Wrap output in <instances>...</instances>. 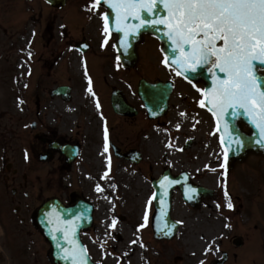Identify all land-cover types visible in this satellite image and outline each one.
I'll return each mask as SVG.
<instances>
[{"label": "rangeland", "instance_id": "1", "mask_svg": "<svg viewBox=\"0 0 264 264\" xmlns=\"http://www.w3.org/2000/svg\"><path fill=\"white\" fill-rule=\"evenodd\" d=\"M22 2L23 6L22 3L18 5V11L12 14L13 20L9 16L6 17L8 20H0V161L4 156L15 162V166L21 165L25 171L28 141L35 145H31L30 153H27V158L33 161L32 154L37 152L35 135L39 132H54L58 136L80 142L82 150L72 168L62 167L59 160L49 164L38 162L32 168L39 175L40 189L43 190L40 191V197L53 194L65 197L72 189L80 190L74 187L79 186L80 193L93 201L98 229L93 228L89 232L91 237L94 236L93 240L87 238L90 250L100 264H137L134 257L130 256L129 259L125 256L123 249L136 256L141 243H144L146 253L139 264H188L190 257H200L194 264H200L202 260L204 264H213L214 258H220L221 252L229 248L230 241L238 235L248 243L243 249L240 248L243 252L235 263L264 264V158L253 155L247 160L253 164L245 165L246 169L236 168L233 174L227 176L225 186L228 187V193L234 196L231 197L234 208L229 209L228 198L220 194L224 171L221 167L223 152L218 136L212 129L211 120L203 119L206 116L201 111L198 113L195 109L198 115L191 113L185 116L188 124L184 125L181 121L183 116L179 114V105L181 106V97L186 95L183 84H177L172 110L163 122H149L147 125V117L143 111L132 122L126 118L119 119L111 104V85L124 90L128 99L140 106L137 92L130 85V72L122 67L113 68V61L107 50L102 56H83L84 77L77 75L73 66L74 57L80 59L81 55L77 53L74 43H70L64 36L63 24L59 20H67L70 8L80 9L77 7L78 1L72 0L69 7L61 14H55L54 18L47 16L50 14L49 8L39 0ZM41 8L43 17L30 20L29 14L31 16L34 11H41ZM70 11V20H95L91 13L80 15L76 9ZM102 14L96 12V17L102 18ZM47 17L50 20H46ZM70 20L67 21L71 27L70 37L75 38ZM92 24L83 34L76 32L77 38L89 36ZM29 52L32 53L31 56L28 55ZM139 52L141 61L132 82L136 88L141 75L154 82L162 71H166L161 44L157 39L145 36ZM89 77L92 92L100 102V106H97L99 116L103 113L107 117L103 118V123L100 122L103 121L102 118L97 119L91 111L92 94L85 91L86 86L89 88ZM85 79L88 84L82 82ZM58 85L71 86V100L50 98L48 91ZM193 97L199 98L196 95ZM34 121H37L36 126L32 125ZM135 126L143 130L135 132ZM105 127L114 143L117 140L125 147L134 143L144 156L143 164L132 166L130 162L117 160L115 157L112 159L113 152L108 142V150L105 151ZM180 128L183 130L177 131ZM185 139L192 140L189 149L183 146ZM154 140L155 143L152 142ZM152 145L157 150H152ZM97 148L102 149L107 157V169L96 160ZM204 163H212L215 171L204 170ZM166 166L174 172L183 168H197L199 173L195 181L217 191L214 196L203 199L198 208L188 206L177 191L173 216L181 222V227L172 241L159 242L149 227L150 217L154 212L153 204H148L151 187L146 192L144 188L149 184L146 168L152 167L151 173L156 174L155 171H162ZM104 179L108 180L107 184ZM138 181L144 185L143 189L138 187ZM98 184L101 191H97ZM234 198L241 202H238V208ZM0 206L3 207L0 224L4 225L0 227V261L1 264H17L14 243L18 241L21 244L24 239L30 238L12 220L13 211L4 199L0 198ZM118 212L123 215L120 216ZM145 212L148 213V223L140 228L144 223ZM113 219L117 221L115 229L109 227ZM129 231H133L135 243L130 242ZM29 236L37 241L29 254L31 259L36 248L39 264H44L47 245L42 235L32 231ZM191 236L206 242L202 252L194 250L188 243ZM210 245L211 250L206 252Z\"/></svg>", "mask_w": 264, "mask_h": 264}, {"label": "snow or ice", "instance_id": "2", "mask_svg": "<svg viewBox=\"0 0 264 264\" xmlns=\"http://www.w3.org/2000/svg\"><path fill=\"white\" fill-rule=\"evenodd\" d=\"M115 11L117 31H123L127 37L131 32L141 28H153L158 25L165 26L166 35L171 41L175 65L178 75L196 72L201 66H207L211 73L212 86L199 91L203 99L199 101L202 107L217 118V132L221 135L220 142L227 145L223 151L224 163L221 165L227 175L229 149L233 143L234 130L230 129L225 117L231 112L235 116L243 112L249 117L251 123L259 129V138L255 143L264 146V0H106ZM101 3L94 0L92 8ZM158 5H162L166 14L157 16ZM91 10V9H90ZM151 14L152 18L145 19L144 14ZM138 20L133 25L129 19ZM104 32L109 31V13L103 14ZM35 35V32H33ZM107 43V41H105ZM32 55L31 52L28 53ZM166 65H170L169 58L165 56ZM27 87V85H25ZM89 92H92L91 78L89 77ZM95 95L94 92H92ZM23 103V101H21ZM97 106L99 104L97 103ZM183 115V113H182ZM223 119V125L220 121ZM179 127V125H177ZM108 130L105 127V151L108 150ZM237 145L244 141L236 139ZM27 159V153L25 154ZM215 171V169H212ZM164 180H168L164 177ZM175 183V181H169ZM162 182V187H163ZM97 185V191H101ZM196 192L195 188L190 189ZM227 207L234 208L227 190L225 189ZM155 198V194L153 195ZM191 198V197H189ZM151 199L148 204L151 205ZM220 205L218 204L217 207ZM75 221L66 222L69 227L64 229L63 239H68V232L73 235ZM143 228L148 223V213L144 214ZM116 219H113L110 228L115 229ZM230 226V225H226ZM53 239L59 241L53 230ZM135 243V241H133ZM70 247H63L59 242L60 251L57 256L70 264H88L86 246L79 244L75 239L69 241ZM211 250V245L205 251ZM204 264V261H200Z\"/></svg>", "mask_w": 264, "mask_h": 264}, {"label": "water", "instance_id": "3", "mask_svg": "<svg viewBox=\"0 0 264 264\" xmlns=\"http://www.w3.org/2000/svg\"><path fill=\"white\" fill-rule=\"evenodd\" d=\"M49 1L54 4L55 3L58 4L62 0H49ZM101 3L104 4L108 9L107 13H109V24L112 30L116 31L120 35L119 40L117 42V49L121 60L126 66L134 65L137 58L136 46L137 43L140 41L142 35L144 33H151L161 40V42L163 43V49L166 52L167 57L169 58L170 65L177 68L174 62L171 41L168 39L166 35L165 26L158 25L155 29L141 28L136 32H131L127 37H125L123 31H117L115 11L110 7V4L107 3L106 0H101ZM165 14H166V10L163 8V6L158 5V10L156 11V15L162 16ZM144 18L150 19L152 18V16L149 13H145ZM128 23L135 25L139 23V21L130 18ZM177 70L182 71V69H178V68ZM186 75L188 76V79H192V80L203 79L206 82L207 88H210L212 86L211 73L208 72L207 66L198 67L195 73L189 71L188 73H186ZM169 87L170 85H162L159 83L149 84L144 81L141 82L140 90L142 93V97L146 102V105L148 106L149 112L151 113L152 116L160 115L162 112H164L169 95ZM66 90L68 89L66 88ZM66 92L67 91L63 89H59L58 91V93H62L64 95L66 94ZM114 103H115V108L118 110V112L127 113V114L130 113V106L126 104V101L123 98H121L119 94L115 95ZM225 119L228 120L230 129L234 130L233 143L231 145V148L229 149V154L231 153L230 165H232L233 161H236L238 159H244V157L249 151L262 152L264 154V146L256 144L254 140V138H259V129H257L251 123L249 117L244 115L243 112L237 113L235 116L231 115L230 112L225 117ZM240 122H244L251 127V132L249 134H246L242 131L240 127ZM220 124L221 126L223 125V119H221ZM222 134L224 133H221V135ZM224 135L226 136V134ZM236 139H240L244 141L243 145H237L235 143ZM225 147H227V145H225ZM76 151H77L76 149L73 150L72 152L68 151L67 153L68 159L73 158V156H75L77 153ZM168 182L167 180L163 181V185L165 188L168 187ZM180 186L182 187L185 199L194 206L198 204L197 201L199 199V196L208 193V191L203 187H193L187 183H184V181L180 184ZM165 188L162 190V194L163 196H166L165 197L166 199L164 200L163 198L158 197L156 201L159 214L155 219V232L158 238H171L175 235L178 229V224L174 223L170 217L171 206H170V199L168 193L169 190L166 193ZM191 188H195L196 192L194 193L191 192L190 191ZM161 208H164L163 212ZM84 213H87V211L82 206L65 210L64 207H62L61 203L57 201H53V203L48 202L40 210V218H43L41 224L48 234L51 233L52 228L55 229L56 227L58 228L59 231L64 232V229L66 227H69V225H67L66 222L75 221V218L79 216L80 217L79 221H76V223L71 227L74 228L86 227L88 225V222L84 221V219L86 218V215ZM160 213L162 214L160 215ZM50 223L52 225V228L50 226ZM71 232H72L71 230H69L68 232V237L70 238H72ZM60 234L61 233L56 232L57 237H59ZM63 236L60 238V241H67L63 239ZM55 242L57 243V240H55ZM67 246L70 247V245H66L65 247ZM58 251H60L59 248ZM57 260L60 261L61 264H70V262H65L59 257ZM88 264H91L89 259H88Z\"/></svg>", "mask_w": 264, "mask_h": 264}, {"label": "bare ground", "instance_id": "4", "mask_svg": "<svg viewBox=\"0 0 264 264\" xmlns=\"http://www.w3.org/2000/svg\"><path fill=\"white\" fill-rule=\"evenodd\" d=\"M73 66L75 68V70L79 73V74H82V64L80 63V61L75 58L74 59V62H73ZM91 104L93 105L91 111L93 114H96V106H95V102L94 100H91ZM96 118L98 119V117L96 116ZM151 149L152 150H157V147L155 148L154 145L151 146ZM96 160L99 164H105L106 162V157L104 155H101V150L100 148H97V157H96ZM138 187L139 188H144V185L141 183V181H138L137 183ZM145 190H147V185L145 187ZM139 201H141V198L139 199ZM128 236L130 237V242H133V239H134V234H133V231H129V234ZM188 243H190L192 246H193V249L194 250H197V251H203L204 250V247L206 245V242L203 241V240H199L193 236H191L189 239H188ZM124 252H125V256L127 258L130 259V256L131 257H134L135 261L137 262V264L140 263L142 257H144L145 255V252H146V249L144 248V246L141 244L140 247H139V251L136 253V256L131 252V251H128L127 249H123ZM123 252V253H124ZM200 260V257L198 258H195V257H190L189 258V261H188V264H194L195 261H199Z\"/></svg>", "mask_w": 264, "mask_h": 264}, {"label": "flooded vegetation", "instance_id": "5", "mask_svg": "<svg viewBox=\"0 0 264 264\" xmlns=\"http://www.w3.org/2000/svg\"><path fill=\"white\" fill-rule=\"evenodd\" d=\"M1 1H4V0H1ZM44 141H48L47 143H53L55 144V140L53 139V137H46V138H43ZM59 142V141H58ZM60 143V142H59ZM66 143V142H65ZM59 145V144H57ZM53 157H58L59 159H62L63 156L59 153L58 150H55L54 153H53ZM12 175L8 177V181L10 184L12 185H16V186H13L14 188L12 189V192L13 191H16V193L18 192V189L17 188H22L24 184H22L19 179H18V176H17V170H13V173H11ZM192 178L195 179L196 176L195 174L192 175ZM37 179L38 177L35 176L34 179H31V183H30V187L32 189V191H37V186H38V183H37ZM29 185V182H28V179L25 180V186L28 187ZM16 187V188H15ZM26 196L29 195L28 192H26L25 194ZM15 198V196H13V199ZM75 195H70L69 196V199H68V202H73L75 200ZM36 208H37V202L35 201V205L33 207H29L28 211H27V217L31 220L32 222V225L30 226V228H33L34 230H37L36 226L34 225V222H36V218L35 217V212H36ZM34 262L35 264L37 263V259L35 258L34 259ZM225 264H229V260L225 263Z\"/></svg>", "mask_w": 264, "mask_h": 264}]
</instances>
